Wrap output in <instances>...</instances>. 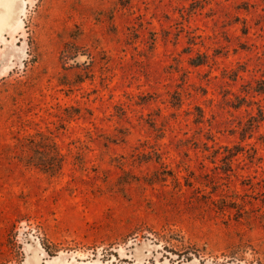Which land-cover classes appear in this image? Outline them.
Masks as SVG:
<instances>
[{
  "label": "rangeland",
  "instance_id": "rangeland-1",
  "mask_svg": "<svg viewBox=\"0 0 264 264\" xmlns=\"http://www.w3.org/2000/svg\"><path fill=\"white\" fill-rule=\"evenodd\" d=\"M0 24V264H264V0Z\"/></svg>",
  "mask_w": 264,
  "mask_h": 264
},
{
  "label": "trees",
  "instance_id": "trees-1",
  "mask_svg": "<svg viewBox=\"0 0 264 264\" xmlns=\"http://www.w3.org/2000/svg\"><path fill=\"white\" fill-rule=\"evenodd\" d=\"M78 55V54H77ZM76 55V56H77ZM75 56V55H74ZM76 56H75V58H76ZM78 57V56H77ZM73 58V59H72ZM69 60L70 61H72V60H74V57H71V59H70V57H69ZM69 60H67V62L69 61ZM190 64H191V66H194V67H199V66H201V65H203L204 63L202 62V61H196L195 59H193V60H191V62H190ZM44 157V156H43ZM41 160V162L42 163H44L47 159H40ZM62 164H63V159H62V156L61 157H59L58 158V162H57V170H56V172H60L61 171V169H62ZM44 167H45V165H44ZM44 172L46 173V174H48L50 171H47V170H44ZM51 173V172H50Z\"/></svg>",
  "mask_w": 264,
  "mask_h": 264
},
{
  "label": "water",
  "instance_id": "water-1",
  "mask_svg": "<svg viewBox=\"0 0 264 264\" xmlns=\"http://www.w3.org/2000/svg\"><path fill=\"white\" fill-rule=\"evenodd\" d=\"M5 15H6V17H5L6 19H4V20H7V19H8V18H7L8 14L6 13ZM0 26H1V24H0Z\"/></svg>",
  "mask_w": 264,
  "mask_h": 264
},
{
  "label": "bare ground",
  "instance_id": "bare-ground-1",
  "mask_svg": "<svg viewBox=\"0 0 264 264\" xmlns=\"http://www.w3.org/2000/svg\"><path fill=\"white\" fill-rule=\"evenodd\" d=\"M7 14H8V12H7Z\"/></svg>",
  "mask_w": 264,
  "mask_h": 264
}]
</instances>
